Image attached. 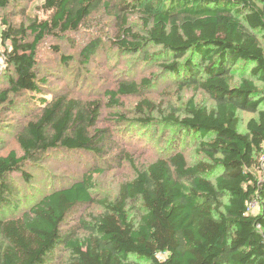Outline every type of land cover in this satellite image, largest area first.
I'll list each match as a JSON object with an SVG mask.
<instances>
[{
    "label": "trees",
    "instance_id": "1",
    "mask_svg": "<svg viewBox=\"0 0 264 264\" xmlns=\"http://www.w3.org/2000/svg\"><path fill=\"white\" fill-rule=\"evenodd\" d=\"M10 4L0 0V10ZM42 7L45 20L27 27L4 22L1 39L10 43L4 59L12 73L0 90V111L41 95L38 45L47 36L78 32L101 10L116 25L113 47L143 52L144 64L163 60L150 77L120 80L106 102L68 96L32 101L40 113L16 135L22 155L12 150L0 156V264H52L60 248L68 252L63 264H264V0H45ZM135 15L145 35L131 28ZM103 45L94 40L82 52L84 60ZM152 48L157 57L147 53ZM239 65L250 74L237 80ZM161 79L180 91H201L214 106L191 99L181 113L140 101L138 118L115 124L171 129L174 147L138 167L120 149L124 136L98 124L104 109L144 96ZM240 112L256 115L245 132ZM189 139L207 161H187L179 149ZM57 150L91 154L95 167L38 198L17 186L16 175L31 185L27 164ZM114 163L129 165L134 177L120 183L114 200L98 199L95 175ZM92 204L103 212L78 220L84 237L65 234L66 222ZM254 204L261 208L257 214ZM10 209L19 214L8 216Z\"/></svg>",
    "mask_w": 264,
    "mask_h": 264
},
{
    "label": "rangeland",
    "instance_id": "2",
    "mask_svg": "<svg viewBox=\"0 0 264 264\" xmlns=\"http://www.w3.org/2000/svg\"><path fill=\"white\" fill-rule=\"evenodd\" d=\"M45 0H11L10 6L5 10H0V90L7 87V77L12 73L7 66L4 54L10 50L9 44H4L1 39L2 31L7 28L4 22L12 26L27 27L35 20H45L48 14L43 9ZM131 28L145 35L143 23L135 15L130 20ZM116 33V25L113 19L104 11H99L92 15L86 23L76 33H68L60 36H47L37 49V66L42 77L45 78L44 85L41 86V95L24 97L16 100V107H7L0 111V156L8 154L14 150L19 156L22 152L17 144L16 135L22 126L40 113L38 106L32 101L39 98L54 100L60 96L80 98L83 100H103L108 101L106 93L113 90L120 80H137L159 72L158 64L163 59L157 61L158 50L149 49L148 54H156L150 63L144 64L143 52L137 55H129L113 47V38ZM101 39L105 45L96 52L89 62L84 60L82 52L94 40ZM248 70H243L242 66L236 67L235 75L248 77ZM264 88V85H260ZM143 99L155 102L160 110H168L174 107L184 112L187 102L194 99L197 104L211 108L214 102L201 91L183 90L172 83L164 82L162 79L153 86V89L144 96L121 98L120 104L116 109L106 108L102 112V117L98 126L100 128L113 129L116 133L124 136V141L120 143L136 161L138 167L145 166L149 162L159 158L163 153H170L173 144V130L162 129V127H149L140 129L135 124L117 126L115 122L119 118L125 117L126 120L138 118L135 109L137 104ZM13 108V109H12ZM264 109V105H263ZM155 118L157 114L154 115ZM256 117L254 114L240 112V131L245 132L247 122ZM186 145H181L179 151L183 152L190 164L200 161H207L199 153L197 142L189 139ZM95 158L87 153H74L65 150L49 152L42 156L37 163L27 164L24 171L32 179L30 186H26L20 175L14 178L17 186L23 191L34 193L36 198L41 194H48L50 190L67 187L79 181L85 174L92 171L95 167ZM105 170L104 174L95 175L96 197L98 199L114 200L118 194V187L121 182L132 179L134 173L129 165L123 163L110 167L101 165ZM252 213H259L260 206L252 205ZM103 209L96 204L82 208L78 215L70 218L63 227L65 234H73V237H84V231L79 227L78 220L90 216L101 214ZM8 216L18 215L11 209ZM68 252L63 248L56 251L52 264H63L66 261ZM139 264H149L148 262L136 259Z\"/></svg>",
    "mask_w": 264,
    "mask_h": 264
},
{
    "label": "built area",
    "instance_id": "3",
    "mask_svg": "<svg viewBox=\"0 0 264 264\" xmlns=\"http://www.w3.org/2000/svg\"><path fill=\"white\" fill-rule=\"evenodd\" d=\"M262 161H263V164H264V155H263V157H262Z\"/></svg>",
    "mask_w": 264,
    "mask_h": 264
}]
</instances>
